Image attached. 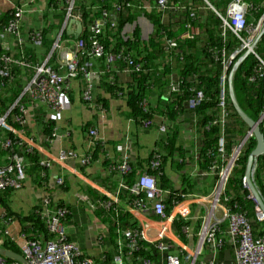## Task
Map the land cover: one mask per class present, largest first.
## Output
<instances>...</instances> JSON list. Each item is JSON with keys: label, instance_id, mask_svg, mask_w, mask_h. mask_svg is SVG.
Here are the masks:
<instances>
[{"label": "trees", "instance_id": "16d2710c", "mask_svg": "<svg viewBox=\"0 0 264 264\" xmlns=\"http://www.w3.org/2000/svg\"><path fill=\"white\" fill-rule=\"evenodd\" d=\"M125 1H131L133 6L124 7L115 14L116 5L123 4ZM230 1L210 0L209 2L214 7L212 9L204 0H169L168 6L173 9L158 11L156 7L144 9L143 0H74L75 13L81 15L85 27L80 38L87 42V47H90L92 36L88 27L100 18H105L109 22L103 25V31L100 35H97V38L104 44L107 51L114 53H119L123 48L127 49L130 47V40L126 33L129 29V24L139 16L148 18L153 25L154 31L151 40L154 43V47L143 61L140 71L134 72L131 71V68H129L130 71H125L128 66L125 61L120 59L114 63L115 72L118 69V71L121 70L128 73L131 77V82H119L118 77L113 73L109 75L108 80L104 79L103 84L104 88L112 96L118 97V95H122L126 97L129 107L126 115L133 117L143 127H145L146 121H150L151 125L147 126L156 128L158 126L156 115L158 114L164 116L170 122L169 131L159 139L158 148L144 160L148 162L147 167L143 171V173L154 175L159 180L161 188L169 190L167 196L164 197L167 212L172 209L173 203L182 199L183 191L193 189L197 192L198 186H201L198 176L192 178L189 175H182V187L174 189L169 184L163 169L164 165L166 166L170 163L173 165L175 163V166L181 172L185 166L176 155L178 151H183L184 149L178 139L183 123H189L197 132L196 152L189 161H195L204 172H210L213 164L219 165L218 169L223 167L229 161L231 152L242 142L250 130L233 107L229 95L230 85L228 81L226 83V106L229 114L227 115L226 123L224 127L220 124L211 125L210 123L219 115L218 103L221 95L220 82L222 76L225 72L229 74L233 70L235 63L245 54L243 52L236 57H232L241 42L228 30H226L225 36L223 35V20L220 15L224 16L226 14ZM245 1L251 6L246 20L248 25L252 26L257 24L264 14V0ZM134 3H137L138 8L134 7ZM49 5L53 10L51 12L52 20L46 13L44 25L40 29L43 36L42 50L35 48L29 37L25 44L18 45L15 53L0 47V54H11L18 61L25 59L32 62V64L42 62L51 52L55 39L54 35L62 29L67 17V3L65 0H49ZM198 9L202 14L198 12ZM194 10H196V13L193 15ZM105 12L109 15L105 16ZM14 14V9L0 13V31L15 18ZM188 31L191 33L187 34ZM63 37L72 38L67 31H64ZM168 39L174 43L170 47L166 44ZM255 51L264 60V32L256 43ZM224 52L225 56L222 55ZM55 57L56 54L51 57L50 65L57 67L58 64L55 63ZM223 60L229 61L230 68L228 70L222 64ZM98 62L105 70L104 67L107 65L105 57L98 58ZM258 64L257 56L249 53L242 59L233 72L232 77L235 98L245 113L255 121L260 118L264 107V77L257 71ZM10 71L12 72L10 80L0 76V82L4 80L6 83L5 86L0 87V115H5L9 111L6 121L16 128L21 127L24 131L25 129L14 119V116L19 112L16 106H12L19 98L23 105L35 107V103L29 100L26 94L22 93L21 66L17 63H11ZM25 73L28 78H31L34 70L28 67L25 69ZM171 85H175L176 89H169ZM167 90H169L168 93ZM197 90L204 91L205 99L196 107H188L189 99ZM164 94L165 99L162 97ZM153 95L162 97L158 104L151 102ZM41 117L44 118L45 115ZM260 126L264 133V125L261 124ZM4 138L15 139L16 137L8 129L0 127V139ZM222 138H224V141ZM221 140L224 143V152L220 151ZM255 146L254 136H251L245 142V145L242 146V153L229 174L221 202L228 207L236 205V209L246 213L252 220L255 235H264V222L258 221L255 211L256 204L249 197L248 189L243 185L248 157ZM16 149L23 152L28 161L33 164L32 169L37 172L39 186L44 184L43 181L42 183L40 182L39 177L42 178V175L45 177L46 169L39 163L38 152H30L24 142L21 145H15ZM0 154L7 156L8 152L0 147ZM154 157H159L160 165L157 168L151 167V161H153ZM184 159L185 157L182 156L183 161ZM137 163H141V160ZM130 174L125 178L127 185L134 183L130 178ZM212 178L214 184L217 179L216 173ZM255 183L264 197V154L259 157L257 162ZM213 184L211 183L212 186ZM6 191H10V189L0 191V199ZM88 194L96 201L95 204L93 203L94 215L103 226L101 232L106 235L105 242L108 244L107 253L95 256V261L97 264H115V256L117 255L115 243L118 235L115 222H119L121 227L125 229L138 228L139 230L140 225L136 218L128 211L122 209L118 203H103L107 197L100 195L92 188L88 189ZM132 194L134 195L131 197L132 203L144 197L143 193ZM56 205L64 206L61 203ZM109 205L110 207H107ZM4 206L7 214L9 213V215L22 221V233L27 236H36L39 233L48 237V229L41 205H37L29 214L24 216H21V214L15 216L6 203H4ZM71 215L70 213L66 216L67 221H71ZM185 224H191V220L186 221L181 217L174 220V228L177 232H182V227ZM201 224V220L198 219L194 224L195 233L199 232ZM222 227L226 230L227 223L225 222ZM180 236L186 240L185 235L182 234ZM224 237L226 240L229 238L227 234ZM5 243L11 249L21 252L20 246L10 240V238H7ZM165 243L168 246V252L174 251L172 242L169 239H166ZM212 252L213 245L206 243L203 256ZM84 253L86 252L84 251ZM160 255V251L154 245L141 240L139 249H136L131 254V259H126V263L139 261L143 258H152L157 263L160 260Z\"/></svg>", "mask_w": 264, "mask_h": 264}, {"label": "crops", "instance_id": "0c3cea01", "mask_svg": "<svg viewBox=\"0 0 264 264\" xmlns=\"http://www.w3.org/2000/svg\"><path fill=\"white\" fill-rule=\"evenodd\" d=\"M149 1L143 0L144 9L149 7ZM16 6H24L25 9L21 23L25 34L43 26L46 13L52 20L51 12L53 10L49 5V0H0V13L15 9ZM134 7L138 8L137 3H134ZM76 28L75 21L69 23L68 26L66 25V30L69 31L70 29L69 33L71 34L76 31ZM60 30L54 35V38L57 39L59 37ZM153 31L154 28L150 20L142 16H139L129 24L126 34L128 39L133 33L136 34L138 47L133 50L139 52L138 58L145 60L148 54L152 52L154 47V43L151 40ZM75 45L76 40L64 41L59 54H62L64 50H68L69 58L77 59ZM0 47L15 53L17 45L14 37L10 36L3 42L1 41ZM39 50H42V46ZM60 58L61 56L56 55L55 63L58 64ZM59 66L60 71L64 73L65 68L61 65ZM114 67V63H107L104 67L105 70H103L102 65L96 59L95 61L93 60L92 73L88 77L78 75L77 77L68 78V92H66L65 96L66 106L59 114L52 113L43 104L27 107L25 130L24 133L19 131L20 134L18 136L27 145L30 152H38L39 163L43 160H52V163L45 168V177L43 175L42 178L39 177L40 182L42 183L43 181L44 183L39 186L37 172L32 169L33 164L26 157L27 178L23 187L14 191H6L2 194L0 199V223L2 224L3 215L12 218L6 225L9 233L8 236L4 237L5 240L7 238L15 239L13 241L20 246V234L23 224L19 218L13 217L9 213L7 214L4 203L7 204L10 211L14 212L15 216L20 214L24 216L29 214L37 205H41L43 196L47 195L53 199V205L61 203L70 208L71 221H65L69 238L76 241L86 253L91 251L94 252L95 256L105 255L108 244L105 242L106 235L101 232L103 226L94 215L93 203L95 204L96 201L88 194V189L91 188L100 195L107 197L103 203H118L122 209L128 211L136 218L140 226L147 225L146 231L149 239L156 237L159 227L153 215L131 208V197L134 196L131 193V188L136 184L138 175L147 167L148 161L144 160L150 154L152 155L153 151L158 148L159 139L169 131L170 122L164 116L158 114L156 115L158 126L156 128H147L143 127L137 120H134L133 117H128L126 114L129 111V107L126 97L122 95H118V97L112 96L104 88V79L108 80L109 75L113 73L114 75L116 74L119 82H131V77L128 73L121 70L118 71V69L115 72ZM86 84L92 85V103L83 99ZM162 97L165 99V94ZM161 98L153 95L151 102L158 104ZM43 115H45L44 118L41 117ZM162 125L166 127L165 132L160 129ZM191 128V125L185 122L182 124L178 134V139L184 148L183 151H178L176 154L179 161L185 164L181 172L175 166V163L173 165L171 163L164 165L163 168L169 184L174 189L182 187V175H189L192 178L198 176L201 183L197 192L193 189L183 191L181 199L183 201L181 203H190L191 213L188 220H191V224H189L191 230L186 234L183 230H181L182 233L177 232L173 228L168 239L172 242V247L176 251L181 246H186L191 251L199 247L201 243L200 232L195 233L194 224L200 218L201 211L204 210V220L208 214L211 217V212L214 218L223 216L221 206L213 209L214 196L216 195L215 190H213V175L210 174L211 172L202 171L195 161H189L191 156L195 154L197 145V132ZM91 129H95L97 133L95 143H91L92 137L89 134ZM118 145H121L123 150H119ZM61 150L72 151L75 153V157L58 161L56 158ZM125 153L131 165V169L127 173L118 170V165L124 159ZM182 156L185 157L184 161ZM84 158H89L86 163L81 162ZM140 160L141 163L138 164L137 162ZM6 162V155L0 154V166L6 164ZM129 173H131L130 178L134 182L129 183L131 185L125 183V178ZM59 178H62V184H58L57 180ZM122 183L127 185L128 190L121 188ZM159 187L161 188L160 185ZM161 189L165 192L164 197H166L169 190ZM186 194L188 195L187 199L184 198ZM210 194L211 198L209 197ZM182 234L186 236V240L180 236ZM99 235L103 237L102 243L98 242ZM1 246L10 248L5 242ZM203 251L198 258L199 264L208 260H214L216 264H232L234 261V247L229 238L225 246L216 253L213 249L212 253L203 256Z\"/></svg>", "mask_w": 264, "mask_h": 264}, {"label": "built area", "instance_id": "2783aa9c", "mask_svg": "<svg viewBox=\"0 0 264 264\" xmlns=\"http://www.w3.org/2000/svg\"><path fill=\"white\" fill-rule=\"evenodd\" d=\"M169 0H154L152 7H156L158 11H164L166 9H173L168 6ZM210 8L214 9L210 0H204ZM67 3V17L63 24V30L65 29L68 21L70 19L81 20V15L75 13L74 0H65ZM172 5V4H171ZM131 1H125L123 4L116 5L117 11H121L124 7H132ZM250 5L245 0H231L228 4L226 14L224 16L220 15L223 20V35L225 36L226 30L233 33L237 37L241 44L237 50L233 53L232 57H236L241 53H252L255 54L259 60L257 66V71L260 75L264 77V60L255 51V46L264 29V14L257 24L252 26L248 25L246 16L250 9ZM149 8V7H147ZM196 10L193 11V15ZM25 14L24 6H18L15 9V18L9 22V24L0 31V43L3 42L7 37L13 36L16 45H22L29 40L32 45L40 49L43 42V36L41 32V27L35 28L28 34H25L22 30V19ZM108 16V13H104ZM109 22L105 18H100L95 23L89 25L91 36L90 47H87V42L84 39L79 38L76 41V55L77 59L69 58L67 53L68 50H64L62 54L59 51L62 49L63 42L68 39H63V33L59 32L60 35L57 39H54L52 50L46 56V58L36 64L28 60H17L13 55L0 54V76L2 78L11 79L12 72L10 71L11 63H17L21 66V85L23 87V94H26L29 100L37 104H43L47 106L52 113L59 114L65 109L66 102V92H68L67 79L72 77H77L78 75L88 77L92 73L93 60L100 57H105L108 64L115 63L116 60H123L127 64V69L125 71H140L143 64V59L138 58L139 52H135L133 49L138 47V38L136 34L133 33L130 40V47L127 49L123 48L119 53H114L107 51L104 44H102L97 35H100L103 31V25ZM112 25H114L112 23ZM191 32L188 31L187 34ZM168 47L172 46L174 43L168 39L166 40ZM2 48V47H1ZM4 49V48H2ZM8 50V49H6ZM61 56L58 61V65L65 68V72L60 71V66L54 67L50 65V59L55 54ZM225 56V52L222 54ZM225 69L230 68L229 61H222ZM30 67L34 70V74L31 78H28L25 73V69ZM66 73V74H65ZM233 71L231 70L228 74H225L221 78V95L219 99V115L218 117L211 121V125H222L224 127L227 115L229 114L226 106V83L229 79H232ZM113 80V78H112ZM6 83L0 82V87L5 86ZM169 89H176L175 85H171ZM205 93L203 90H197L196 93L189 99L188 107H196L205 99ZM20 99V98H19ZM17 99L12 107L16 106L18 114L14 116L15 121L21 126L27 123V105H23L21 101ZM83 99L89 103L93 101V89L92 85L86 84V88L83 93ZM11 107V108H12ZM33 107V106H32ZM10 110V109H9ZM0 115V127L6 128L15 135V139L4 138L0 139V147L8 152L6 164L0 166V191L5 190H18L23 187V184L27 178L26 173V157L23 152L15 150V145L22 144V139L18 136L20 130L16 129L13 125L9 124L6 120L7 114ZM260 124L264 125V107L262 114L258 119ZM151 125L150 121H146L145 127ZM160 129L164 132L166 131L165 125L160 126ZM23 133V131H21ZM91 135V143H95L97 138V133L95 129L89 131ZM252 135L249 131L248 134ZM224 141V138H222ZM221 140V152L225 151L224 143ZM242 143V142H241ZM240 143V144H241ZM239 144V149H240ZM119 150H123L121 145H118ZM30 151V149L28 148ZM10 153V155H9ZM75 157V153L72 151L61 150L56 160L63 161L68 158ZM89 158H84L81 160L82 163H86ZM159 157H154L151 161V167L157 168L160 165L158 161ZM230 160V159H229ZM52 160H43L40 164L47 168L51 165ZM216 163V162H215ZM234 161L230 164L228 163L229 169L227 167L221 173L217 185L215 187L214 205L213 209L217 207H222L223 216L221 218H214L212 212L203 222V229L200 232L201 243L198 248L194 251L188 250L186 246L179 247L178 251L168 252V246L165 240L168 239L169 235L172 233L174 228V220L181 217L184 220H188L190 217V203H181L183 200L176 201L173 203L172 209L167 212V206L164 200L165 192L159 187L158 181L154 175L143 173L141 174L136 184L131 188V192L135 194L143 193V199L135 200L130 203L132 209L143 211L145 213H150L153 215L154 220L158 223L157 235L153 239H149L147 235V225H141L139 230L136 229H125L121 227L119 222H115L117 225V255L115 256V264H199V256L201 255L206 243H211L213 245L214 252L221 250L227 240L224 235L227 234L230 242L234 247V261L232 264H264V235H255L253 230L252 220L246 213L236 209L234 207H228L221 202V197L225 190V185L228 180L229 174L233 169ZM218 166L213 164L211 166L210 172H218ZM131 165L127 154H124V159L118 165V170L124 173L129 172ZM58 184H62V178L57 180ZM121 188L127 189L126 184L122 183ZM213 193V192H212ZM211 195V194H210ZM209 195V196H210ZM187 199V194L184 195ZM211 198V197H210ZM184 199V200H185ZM52 198L50 196H43L41 206L43 207V217L48 229L47 235L37 234L36 236H27L25 233H21V253L26 258L27 264H97L95 261L94 252L89 251V253H84L81 246L74 240H71L68 236L65 221L67 215L71 213V210L67 206L53 205ZM94 207V206H93ZM107 207H110L107 206ZM212 209V211H213ZM260 210V209H259ZM260 212H256L258 221L264 222L263 217H260ZM12 220V218L2 217V224L0 223V245L4 244L5 236H8L9 231L6 228L7 222ZM227 223L226 230L223 229L222 225ZM184 233L188 234L191 230L189 224H185L182 227ZM15 240V239H10ZM141 240L146 241L156 247L160 251V260L155 262L152 258H143L139 261H132L126 263V259H131V254L139 249V243ZM99 243L103 242L102 235H99ZM0 264H21L18 261H6L0 258ZM201 264H216L214 260L202 262Z\"/></svg>", "mask_w": 264, "mask_h": 264}, {"label": "water", "instance_id": "95a60500", "mask_svg": "<svg viewBox=\"0 0 264 264\" xmlns=\"http://www.w3.org/2000/svg\"><path fill=\"white\" fill-rule=\"evenodd\" d=\"M75 21L77 28L75 32H72L73 36L77 39L82 30H83V24L81 21L76 20H70V23H73ZM70 32V29L69 31ZM264 32V29H263ZM74 50V49H73ZM248 53H245L243 57H241L237 63L233 66V72L236 70L238 65L241 63L242 59L247 55ZM230 89H229V95L233 104V107L236 111V113L241 117V119L245 122V124L249 127L250 131L252 132V135L254 136V139L256 141L255 148L251 151L246 169L245 174L243 177V185L246 189L249 191V197L255 202V204L260 208L262 213L264 214V197L262 196L259 188L257 187L255 183V171L257 168V162L259 157H261L264 154V133L260 126V121H255L251 119L245 111L241 108L239 105L237 99L235 98L234 92H233V86L232 81H229ZM248 138V135L246 136ZM246 138L242 141L240 145V149L242 148V145L245 143ZM0 258L3 260H13L18 261L21 264H27L26 258L22 255V253L15 251L10 248H5L0 246Z\"/></svg>", "mask_w": 264, "mask_h": 264}, {"label": "rangeland", "instance_id": "374dc122", "mask_svg": "<svg viewBox=\"0 0 264 264\" xmlns=\"http://www.w3.org/2000/svg\"><path fill=\"white\" fill-rule=\"evenodd\" d=\"M153 1L154 0H150V5H149V8L150 7H152L153 5H152V3H153ZM198 12L200 13V14H202V12L198 9ZM251 136H253V135H249L248 136V138H246V140H245V142L251 137ZM244 138V139H245ZM243 139V140H244ZM242 140V141H243ZM241 145V144H240ZM243 145H245V143L243 144ZM242 145V146H243ZM242 149L243 148H241V149H239V145L237 146V147H235L234 148V150L231 152V154H230V157H229V161H230V164L234 161V163H233V165L235 166L236 165V163H237V160L239 159V157H240V155H241V153H242ZM220 150H221V142H220ZM229 161L228 162H226L225 163V165H223V167H221L220 169H218V172H216V171H212L211 170V175H214L215 173H216V175H217V180H216V182L214 183V186H213V190H215V187H216V185H217V181L219 180V177H220V175H221V173L223 172V170L227 167V169H229V165H228V163H229ZM218 167H219V165H217ZM226 186V185H225ZM250 195V194H249ZM209 197H211V195L209 196ZM255 211L256 212H259V208L258 207H256L255 208ZM204 218H205V215H204V210L203 211H201V214H200V220H201V223L204 221ZM201 229H200V231L199 232H201L202 231V229H203V223H202V225H201V227H200Z\"/></svg>", "mask_w": 264, "mask_h": 264}, {"label": "clouds", "instance_id": "9594fccd", "mask_svg": "<svg viewBox=\"0 0 264 264\" xmlns=\"http://www.w3.org/2000/svg\"><path fill=\"white\" fill-rule=\"evenodd\" d=\"M16 7H18V6H16ZM150 8H153V7H150ZM15 9H16V8H15ZM15 9H14V11H15ZM70 20H76V21H77V19H73V18L70 19ZM70 20L68 21V24L70 23ZM78 21H81L82 24H83V30H82V32H81V34H80V36H81L82 33H83V31H84V29H85V27H84V23H83L82 17H81V20H78ZM68 24H67V26H68ZM60 31H61V33L64 34V31H67V30H66V27H65L64 30H63V27H62V29H61ZM67 32H68V31H67ZM68 33H69V32H68ZM69 34H71V33H69ZM71 36H72L71 39H68V38H66V37H63V39L76 40V41H77V40L80 38V36H79V37L76 39L72 34H71ZM74 48H75V51H76V45H75ZM74 48H73V49H74ZM55 54L58 55L56 52H55ZM94 61H95V60H94ZM58 67H59V65H58ZM230 80L232 81V79H229L228 82H229ZM167 91L169 92V90H167ZM260 125H261V124H260ZM22 127H23V129H24V126H22ZM15 128H16V127H15ZM16 129H18V130H20V131H23V130L21 129V127H20V128H16ZM249 131H250V130H249ZM23 133H24V131H23ZM22 143H23V141H22ZM145 173H146V172H145ZM141 174H143V172H142ZM141 174H140V175H141ZM148 174H149V173H148ZM140 175H138V177H139ZM156 179H157V178H156ZM216 180H217V179H216ZM157 181H158V180H157ZM256 207H258V206L256 205ZM258 208H259V207H258ZM259 209H260V208H259ZM21 233H22V232H21ZM0 246H1V245H0ZM20 253H21V252H20ZM6 261H11V260L6 259Z\"/></svg>", "mask_w": 264, "mask_h": 264}, {"label": "bare ground", "instance_id": "6f19581e", "mask_svg": "<svg viewBox=\"0 0 264 264\" xmlns=\"http://www.w3.org/2000/svg\"><path fill=\"white\" fill-rule=\"evenodd\" d=\"M259 211H260V210H259ZM259 214H260V217H263L262 212H260Z\"/></svg>", "mask_w": 264, "mask_h": 264}]
</instances>
